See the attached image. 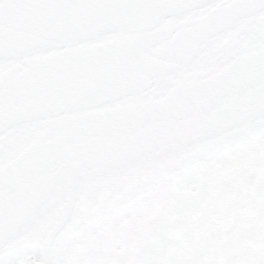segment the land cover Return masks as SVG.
I'll return each instance as SVG.
<instances>
[{"label": "water", "instance_id": "water-1", "mask_svg": "<svg viewBox=\"0 0 264 264\" xmlns=\"http://www.w3.org/2000/svg\"><path fill=\"white\" fill-rule=\"evenodd\" d=\"M256 2L0 0V257L47 253L141 170L263 130ZM220 264H264V166Z\"/></svg>", "mask_w": 264, "mask_h": 264}, {"label": "flooded vegetation", "instance_id": "flooded-vegetation-1", "mask_svg": "<svg viewBox=\"0 0 264 264\" xmlns=\"http://www.w3.org/2000/svg\"><path fill=\"white\" fill-rule=\"evenodd\" d=\"M205 155L141 170L93 197L70 231L24 264H220L223 231L248 201L264 146L202 174Z\"/></svg>", "mask_w": 264, "mask_h": 264}, {"label": "bare ground", "instance_id": "bare-ground-1", "mask_svg": "<svg viewBox=\"0 0 264 264\" xmlns=\"http://www.w3.org/2000/svg\"><path fill=\"white\" fill-rule=\"evenodd\" d=\"M263 136H264V129L252 132L246 137H240L238 139H234L232 141H229L227 143L218 146L214 150L210 151L207 155L208 157H213L224 151H227L228 149L237 146L244 147L245 151H248L254 144L255 140ZM32 248L25 250H17L15 252H12L11 254H7L3 257H0V261L7 262L8 264H23L30 260H39V255L37 250L35 249V245H32Z\"/></svg>", "mask_w": 264, "mask_h": 264}, {"label": "rangeland", "instance_id": "rangeland-1", "mask_svg": "<svg viewBox=\"0 0 264 264\" xmlns=\"http://www.w3.org/2000/svg\"><path fill=\"white\" fill-rule=\"evenodd\" d=\"M263 146H264V136L255 140L254 144L248 151H245L244 147L237 146V147L228 149L227 151H224L213 157H208V155L206 154L207 156L206 155L204 156V161L201 163L200 172L202 174H208L209 172L214 171L216 168L218 170L225 169L232 163H235L241 160L242 158H244L245 156L252 154L254 150H258L262 148ZM260 152H263V151H260ZM216 160H217V164L215 165L214 162ZM4 264H8V263L4 262Z\"/></svg>", "mask_w": 264, "mask_h": 264}, {"label": "snow or ice", "instance_id": "snow-or-ice-1", "mask_svg": "<svg viewBox=\"0 0 264 264\" xmlns=\"http://www.w3.org/2000/svg\"><path fill=\"white\" fill-rule=\"evenodd\" d=\"M206 5L209 7H213V5L211 4V0H200V7H204ZM219 7L223 8L225 7V5H220ZM232 7H242L252 10H257L260 8L256 0H238V3L233 4ZM217 11H219V9H217ZM212 23L213 25L219 27L221 32L223 31L224 21L218 15L214 14ZM0 264H4V262L0 261Z\"/></svg>", "mask_w": 264, "mask_h": 264}]
</instances>
